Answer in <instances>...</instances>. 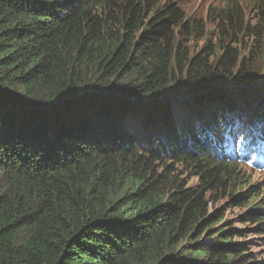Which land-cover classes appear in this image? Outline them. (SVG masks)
Here are the masks:
<instances>
[{
    "label": "trees",
    "instance_id": "obj_1",
    "mask_svg": "<svg viewBox=\"0 0 264 264\" xmlns=\"http://www.w3.org/2000/svg\"><path fill=\"white\" fill-rule=\"evenodd\" d=\"M254 5L252 22L240 0L207 21L177 0H0V264H264L251 247L264 198L239 169L260 167L258 152L226 153L236 129L224 110L206 115L209 95L194 100L199 129L181 131L170 101H148L260 81L245 56L264 60ZM255 119L240 135L261 145L264 106ZM218 197L249 208L242 227L212 210Z\"/></svg>",
    "mask_w": 264,
    "mask_h": 264
},
{
    "label": "rangeland",
    "instance_id": "obj_2",
    "mask_svg": "<svg viewBox=\"0 0 264 264\" xmlns=\"http://www.w3.org/2000/svg\"><path fill=\"white\" fill-rule=\"evenodd\" d=\"M243 6L246 9V12L248 13V17L252 22L256 20L258 17L257 14H259L258 7L255 4L256 0H240ZM178 5L184 10L187 16L195 19H203L207 21L208 18H210L209 13H211L212 8L214 7H222L224 5V0H177ZM207 27L209 30H214L215 26L213 22H208ZM208 39H211L212 41L215 40L213 33H208L207 35ZM215 42V41H214ZM264 42V41H263ZM205 40L204 39H198L193 42H189L188 46L191 51L197 52L200 50V48L204 45ZM245 56L250 58L251 64L253 66L252 69L257 68L258 72H264V60L263 57L259 52H256L251 57L248 55V53H245ZM246 67V65H242ZM241 67V63L237 66L235 70H238ZM261 70V71H259ZM256 71V70H254ZM257 72V71H256ZM178 74H176V77ZM260 81H257L256 83L253 82H245V83H239L234 86L230 84L225 83H215L213 85H210L208 88L209 91H207L206 95H209L206 97L209 101H212L210 103V111H206V115L209 112H217V111H225L226 116L228 119H232V122L234 125H236L237 128L236 131L238 132V135L236 136L234 143L236 150H239L241 148L242 143L244 142L243 138H240V133L244 131H251L253 133L255 132V124L260 121V119L253 120V123H247L248 115L253 112V108H261L264 106V74L260 78ZM185 83H182L181 88H183V85ZM207 88V89H208ZM195 94H189L183 92L181 89L176 92H172L165 96L171 104L173 108L174 115L176 116V126L178 131H181L183 129L184 123L187 121H190L191 124L194 127H198L200 125V117L204 116L203 113L201 115L197 114L196 111V105L195 104V98L197 96H194ZM121 96V95H118ZM125 100L135 101L132 100V98H126L123 97ZM221 98H230L233 106L226 104L224 105V100H221ZM247 105L252 107V111L249 112L247 109ZM241 107L243 109H241ZM200 119V120H199ZM131 122L134 124V126H138V119L133 117ZM246 124V127L244 126ZM227 133V132H226ZM168 143L165 144L167 146ZM231 145L228 146V151L231 148ZM252 148H256V146H252ZM252 160L256 157V152L251 154ZM239 169L240 174L244 177H247L249 181L252 183H259V189L261 192L260 198H264V169L263 167H258L257 165L253 164L251 161L245 162L241 161L239 163ZM180 171L183 172V178L186 182H189L190 185L196 184L198 182L197 177H195V174L191 173L190 171H187L185 168H181ZM260 201V200H259ZM212 210H221L224 218L228 223H234L237 224L238 227H242L240 223V218L243 216L246 211L249 209L246 206L244 207H238L236 206L230 198L225 197H218L213 201L211 204ZM228 226V225H227ZM253 236V240L255 242L251 244V247L253 250L257 251L259 254L264 255V235Z\"/></svg>",
    "mask_w": 264,
    "mask_h": 264
},
{
    "label": "water",
    "instance_id": "obj_3",
    "mask_svg": "<svg viewBox=\"0 0 264 264\" xmlns=\"http://www.w3.org/2000/svg\"><path fill=\"white\" fill-rule=\"evenodd\" d=\"M232 86H234V85H232ZM209 89L210 88H203L202 90H200V91H198L197 93H193V94H195L194 96H201V95H206V93H207V91H209ZM170 93H172V92H167V93H165V94H163L162 96H159V97H157V98H154V99H151V100H148L149 102H153L155 105H160V104H163V103H165V102H167V101H169L167 98H165V96H167L168 94H170ZM124 97V96H123ZM126 98H132V100H137L136 98H134V97H126ZM58 101H60V100H58ZM58 101H56V102H58ZM55 102V103H56ZM54 103V104H55Z\"/></svg>",
    "mask_w": 264,
    "mask_h": 264
},
{
    "label": "bare ground",
    "instance_id": "obj_4",
    "mask_svg": "<svg viewBox=\"0 0 264 264\" xmlns=\"http://www.w3.org/2000/svg\"><path fill=\"white\" fill-rule=\"evenodd\" d=\"M235 128H237V127H236V125H234V124H233L232 126H227V131L229 132V130H231V129H235ZM224 148L226 149V153H227V152H228L227 148H226V147H224ZM228 156H229V154H228ZM228 156H227V157H228Z\"/></svg>",
    "mask_w": 264,
    "mask_h": 264
}]
</instances>
